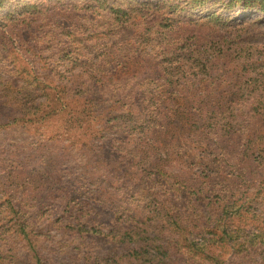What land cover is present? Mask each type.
I'll use <instances>...</instances> for the list:
<instances>
[{"label":"trees","instance_id":"1","mask_svg":"<svg viewBox=\"0 0 264 264\" xmlns=\"http://www.w3.org/2000/svg\"><path fill=\"white\" fill-rule=\"evenodd\" d=\"M43 2L0 23V264H264V0Z\"/></svg>","mask_w":264,"mask_h":264},{"label":"rangeland","instance_id":"2","mask_svg":"<svg viewBox=\"0 0 264 264\" xmlns=\"http://www.w3.org/2000/svg\"><path fill=\"white\" fill-rule=\"evenodd\" d=\"M10 1H13V3L12 4H9L7 7L9 8V9H11L10 11H8V10H1L0 11V23H3V22H5V21H7L6 19H5V16L7 15V14H9V13H12V11H15V9H16V5H15V2H17V0H10ZM24 2H29L30 4H32V5H38L39 3H41V4H43V7H45L47 4L45 3V2H40V0H23ZM6 5V4H5ZM4 7H6V6H4ZM57 11V10H56ZM1 14H3V15H1ZM260 15H258V14H255V13H253L252 11H246L245 13H240V14H238V17H237V19H241V18H243V17H246V18H249V17H259ZM41 17V15L40 14H38L37 15V19L38 18H40ZM46 20H48L49 22H51V23H49V27L53 30V31H55L56 32V34H58V35H60L59 37H60V39L62 40V39H68V38H71V37H73V35L74 34H76V32H74L73 34H71V36H69L68 34H66V33H64V31H68V30H65V28H67V24H61V23H59L58 22V24L57 25H54L53 23H52V21H53V19H49V18H46ZM6 28V27H5ZM47 29H49L47 26H45V27H43V32H45ZM49 31H50V29H49ZM51 32V31H50ZM86 34H87V32H86ZM14 49H15V46H14ZM60 50H61V47H54V48H50V49H46L44 52V56L45 57H47L46 59H45V61H47V62H51V63H61L62 62V64H64V63H68L69 62V58L68 59H64L62 56H59V55H61V52H60ZM7 65L9 66V63H7ZM8 139L9 138H6V135L3 137V138H0V142H2V140H5V145H8L10 142L8 141ZM33 149H34V147H32ZM24 149H25V147H24ZM26 150H29V149H27V147H26ZM23 152H25V151H23ZM26 153V152H25ZM46 151L45 152H43V154H41V160H39V161H37V163L39 164V165H44L43 164V161H44V159H45V157H46ZM8 154V152L6 153V155ZM3 156H5L4 155V153L2 154ZM35 156V155H34ZM50 156V155H49ZM32 166H34V167H38L37 166V164H35V162L32 164ZM76 172L74 171L73 172V174H75ZM65 174H68V173H65ZM39 176L40 175H38L36 178H34V179H38L39 178ZM63 181H65V177L63 178ZM77 184V182L75 183V185ZM38 185H40V184H38ZM45 187L46 186H44V188L43 189H45ZM64 199V197L61 199V197L57 200V202L58 201H60L59 203H62V200Z\"/></svg>","mask_w":264,"mask_h":264}]
</instances>
